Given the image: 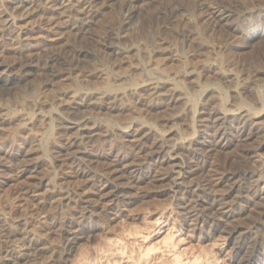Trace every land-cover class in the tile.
<instances>
[{"label":"rangeland","instance_id":"rangeland-1","mask_svg":"<svg viewBox=\"0 0 264 264\" xmlns=\"http://www.w3.org/2000/svg\"><path fill=\"white\" fill-rule=\"evenodd\" d=\"M204 1L214 11L231 12V32L210 29L193 14L184 21L191 36L188 43L176 36L155 41L148 33L150 40L130 51L128 59L116 67L117 72L125 74L127 81L141 78L142 70L133 61L139 56L151 71L169 74L171 84L138 88L114 100L109 108L107 103L95 102L87 111L93 119L90 136L77 134L76 141L73 131L61 124L72 112L68 105L77 94L60 99L52 89H72L78 83L92 89L115 90L98 63L86 65L84 71L92 74L88 81H79L77 72L65 75L69 77L66 81L59 75L53 87L46 89L38 77V92L22 89L12 96L17 103L7 120L0 123V161L5 162L0 165V262L16 264V245H24L32 264H174L176 255H181V264H239L244 252H237L235 241L245 236V241L255 247L254 264H264V220L257 217L253 207L241 219L246 202L236 191L221 200L236 206L233 213H217L221 218L209 215L208 224L198 230L192 229L186 219L188 201L198 197L199 208L203 209L209 201L221 199L215 189L230 188L215 181L217 172L260 170L258 174L264 176V162L256 160L264 158V0ZM103 15L99 29L108 30L110 15ZM29 29V43L43 41L44 37L37 36L41 29L36 24ZM253 30L260 32L246 41L244 38ZM198 31L202 35L198 36ZM22 51L10 46L6 56L17 58L28 53V49ZM32 104L43 107L42 117L19 121V110L30 109ZM235 105L259 111L258 132L252 140L241 139L243 121L237 112L221 121H209L213 110H217L218 118L222 108ZM223 123L229 127L226 146L202 152L200 144L212 140ZM162 142L168 146L158 156L154 151ZM64 144L71 146L65 149ZM70 150L77 151L76 156L69 155ZM173 154L189 171L177 189L170 188L167 177H158L171 171L168 158ZM191 180L200 183L197 190L187 188ZM241 222L249 223L250 232L228 237L226 227ZM76 232L83 235L82 240ZM249 246L245 244L244 249Z\"/></svg>","mask_w":264,"mask_h":264},{"label":"bare ground","instance_id":"bare-ground-1","mask_svg":"<svg viewBox=\"0 0 264 264\" xmlns=\"http://www.w3.org/2000/svg\"><path fill=\"white\" fill-rule=\"evenodd\" d=\"M192 2L194 3L193 6L191 5ZM106 13L110 15L109 29L100 30L99 21L101 20V17L104 16L103 14ZM193 14L198 16L199 20H203L204 22H206L207 26L210 29H212V27L214 29L218 28L217 30L228 33L231 32V29L234 28L233 25L228 24V18L231 12L227 10L214 11L212 9V5L206 3L204 0H0V123H3L5 120H7L9 115L13 112L12 109L14 107L13 105L17 103L14 97L18 90L25 89L29 93L35 94L36 90H37L36 92H38L37 89L38 86L35 84V81L38 77L43 79L44 87L46 89H49L48 86L53 87V83H56L55 80H58L61 77L63 78L65 77V75L71 76L76 72H77L76 74L79 75L78 77L79 81L81 82L88 81L89 79L92 78V74H90L89 71H84V69L88 63L94 61L95 63L99 64V67L100 66L104 67V69L100 67L101 69L104 70V74H106V75L103 74V76L108 77V80L112 81V85L116 87L115 90H113L114 89L113 87L112 90H109L108 87L102 89H92L90 86H82L81 84H78L77 81H76L77 83L76 86L72 87V89H67V88H71V86H67L65 88L54 87L52 89L54 91H57L55 97H59L60 99H62V97L67 94L69 95H73L75 93L77 94L75 101L70 102L69 105L66 104L68 105V108L72 109V112L70 111L71 113L69 115L64 116L63 122L61 121V124L63 123V127H65V129L73 131V133L75 134L74 136L72 135L74 140H76L77 134L80 137L82 135L90 136L93 129V125H91V120L93 119L91 118V116L88 114L89 112L87 111L90 110V108L94 105L95 102L98 101L102 104L104 103V105L105 103H107L106 107L109 108L110 106L112 107L114 106L113 105L115 103L114 100L127 96L130 92H133L138 88H144V87L157 88L160 85L171 84L170 81L171 78L169 74L160 71L157 72L151 71V69H149V64L145 63V60H142L139 56H135L133 60L137 65L135 66L142 70L143 75L141 74L142 77L139 78L138 80L129 79V81H127L125 74L117 72L116 67L123 64L126 61V59H128L129 56L128 54L130 53V51H133L134 49L137 48H142L143 46L141 45V43L148 42L150 40V38H148L149 35L153 36L154 39H156L155 41L159 39L167 40L168 38H174L173 36H176L179 38L181 37L182 42H187L191 38V36L189 33V29L187 28V26L184 25V21L189 20L190 16L191 15L193 16ZM35 24L41 29L39 31L41 32V34L39 33L37 36L41 38L44 37L43 41H40L39 44L38 43L32 44L31 42L29 43L28 41L30 40L29 38L30 36H28L30 33L29 30L32 29V28L29 29V27L32 25L35 26ZM137 30L141 31L142 33L138 35L136 32ZM259 32L260 31L253 30L249 34H247L246 38L244 39L247 41L248 39L254 38L257 36ZM196 33L198 36L202 35L200 31ZM10 46L15 51L18 50L22 51L28 49V53L19 55V57L17 58L16 57L9 58L6 56V50ZM186 69L184 68V70ZM80 70H82L81 73L78 72ZM59 75L61 77H58ZM65 78L66 79H63L64 81L69 79V77L68 78L65 77ZM12 96L14 97L12 98ZM82 97H85V100H83ZM184 98L189 99L186 95H184ZM32 105L33 107H31L30 109L23 108L19 110L18 112L19 121L31 122L35 117H39V118L42 117L43 107H41V105L38 104H32ZM234 112H237V114L240 117H242L243 124L241 125L242 128L241 127L240 128L243 129V131L240 135L241 139L252 140L254 137H256L255 135L258 132L256 126L258 121H256V117H259L258 115L259 111L251 110L244 105H238V106L235 105V107L228 109L226 107L222 108L219 112L220 117L218 116V118L216 116L217 110H213V113L210 114L209 121H215V122L221 121L223 120V118H225L226 115H229ZM223 124L224 125L221 127L218 133L215 134V137L212 138V140H207L206 142H203L204 144L202 145L200 144V150H202V152L203 151L211 152L217 147L226 146L227 137H228L227 132L229 127L225 123ZM235 136L238 137L237 134ZM216 139L219 140L217 141ZM70 142L71 145H73L72 144L73 142L72 141ZM70 146L69 145L65 146L64 144L65 149H67L68 147L70 148ZM167 146L168 145L166 143L162 142L160 143V145L157 146V149L154 152H156L159 156L161 152L162 153L164 152ZM68 152L70 153L69 155L72 154L76 156L77 151L75 153H73V150H70ZM177 158L178 156H176L175 154L170 156L168 159H170L169 165H171L172 167V169L170 167L171 171L165 176L158 175L160 180H162L164 177L168 178L169 185L171 186L170 188H176L179 184L181 185L184 182L183 181L184 178L186 177L185 174L189 173V171L187 170L185 171L183 169L184 166L179 165L178 163L179 161L177 162ZM191 160L193 161V159ZM256 160L260 164H263L264 162V158L262 157L259 160L257 157ZM2 164H5L3 160L0 161V165ZM176 167H180V168L177 170ZM258 172H260V170H258ZM258 172H252V173L244 172L243 174L242 173L239 174L237 172H231V171L217 172V176H215L217 178L215 181H218L219 184H221L220 182H222V184L224 183L225 186L230 188L226 189L225 191H223V189L222 190L215 189L214 191L217 193L216 195L221 197V199H219V201H209L206 204V206L203 207V209H201L202 207L199 208L200 204H199V198L197 196L195 200L193 199V201L192 200L190 202L188 201V203L186 204L188 208V211L186 213L187 214L186 219L187 222L189 223L188 225H190L194 230L202 229L206 226V224H208V219H210L209 215H216L217 213H225V214H228L230 212L233 213L234 212L233 210L235 209L236 206L225 204V201L224 202L221 201L223 198H225V196L227 195L229 196V194H231L229 193L230 191H234V192L236 191L238 197L245 198V202H246L245 209H243L245 210V213L242 214L241 219H245L246 217L245 215L247 214V212H251L250 210L253 207L255 208V213L258 214L257 217L259 219L264 220V193L262 192V190L264 189L261 190V188H264V176L261 175L262 173L258 174ZM181 178L183 179L180 181ZM188 183H189L187 184L188 189L197 190L199 188L198 186L200 185V183L194 182L193 180H191ZM261 185L263 186L261 187ZM109 189L111 190V188ZM259 219H257V221H259ZM243 223H244L243 225L241 222L236 226L226 227V230H224V232L227 233L228 234L227 236L231 238L233 237L236 238L237 237L236 233H239L240 235L249 233L250 232L249 223L247 222H243ZM217 230L220 229L217 228ZM76 236H78L79 240L83 239V235L82 234L80 235V233H77ZM245 240L246 238L245 236H243L241 240L243 242L235 241L234 248L236 249L237 247V252L240 249L242 252H244L242 254L240 262L238 263L254 264L253 255L255 252V247L254 245H252L251 242L249 243L246 242ZM245 244H251V246L246 247V249H244ZM16 246L18 247L19 250V256H18L19 259H15L14 257V259L17 261L16 264H32L33 260L30 257L29 258L27 257L29 256V253H27L28 247L26 248L24 245L22 246L16 245ZM242 249H244V251ZM231 250L232 249H230V251ZM234 251L236 254V250ZM234 251H232V253ZM180 256L181 255L175 256L173 262L174 264L182 263L183 260L181 259L182 257ZM26 257L28 259L27 260L28 262L26 261ZM231 257H233L232 254ZM21 258H23L24 260L22 261ZM5 261L0 262V264H4ZM195 261H197V259Z\"/></svg>","mask_w":264,"mask_h":264}]
</instances>
